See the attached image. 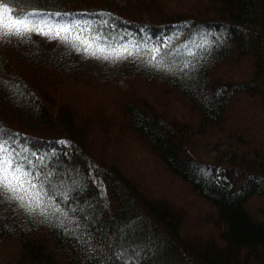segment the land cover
I'll use <instances>...</instances> for the list:
<instances>
[{"label": "trees", "instance_id": "16d2710c", "mask_svg": "<svg viewBox=\"0 0 264 264\" xmlns=\"http://www.w3.org/2000/svg\"><path fill=\"white\" fill-rule=\"evenodd\" d=\"M0 4L39 25L0 28V144L40 193L29 212L0 188V264H264V210L247 208L264 209V0ZM171 177L206 209L153 201Z\"/></svg>", "mask_w": 264, "mask_h": 264}, {"label": "rangeland", "instance_id": "374dc122", "mask_svg": "<svg viewBox=\"0 0 264 264\" xmlns=\"http://www.w3.org/2000/svg\"><path fill=\"white\" fill-rule=\"evenodd\" d=\"M231 67H232V65H230V68ZM230 68H222V69L218 70L216 72V74H215V76H216L215 79L224 80L226 77L235 78V79H245V78H247V73H244V72H232L233 70L230 69ZM239 100H242V99H239ZM246 103H247V101L244 100V99L241 102H236L235 103L234 107H232L227 112V115L225 116V119H226L225 126H228L231 129L234 128V126H235V124L237 122V118H242L243 117V114H244V113H241V114L236 115V113L234 112V109L235 108H238L240 106H246L247 107ZM181 114H184L186 117H182L181 116V119H176L175 120L176 122H177V120H178V122H181L182 121V123L184 121L187 122L186 119L189 116L192 117V115L190 113H188L187 111H183L182 109H181ZM196 118L197 117H195V120H196ZM219 134H221V133H219ZM201 143H204V142L201 141ZM199 152H200L199 154H201V156L199 158L203 162H206V163L214 162L215 160L213 158H217V156L213 152H202V151H199ZM95 156L97 157V155H95ZM92 167L94 168L95 166H92ZM126 173H128V172H125L123 175H125ZM88 176H89L90 181L93 183V185L100 192V195H103V185H102L101 180L98 177H95L91 172L88 173ZM171 180H173V182L175 183V185H174V183H169V181H171ZM149 184H150V186L152 188H154V191H159L157 193V196H159V197L160 196H165L164 198H161L160 199V198L156 197L155 195H153V193H152L151 195H153V201H161V200H165V199H167L169 197L170 198H173L174 197L177 200H179L180 202H183V205H186L187 200L188 201L194 200L196 202V204H197L198 207H203L204 209H206V207H207V205L205 207V203L203 201H201V200L198 201V200H196L194 198H191L192 196L195 197V192H193L191 190V186L194 187L196 184L189 183L187 181L182 182L179 178L172 179V177L171 178L164 179V180L161 178V180L158 183H156V182L153 181V182H151ZM166 190H168V191L169 190H172V191L175 192V194L172 193V192H169V194H168V193L164 192ZM143 192H145V191H143ZM181 204H177V205H180L181 206ZM262 205L263 204L250 203V204H248L247 208H248V210H251V213L252 214H254V211L256 210V216H258V211L259 210H264L262 208ZM259 214H260V211H259ZM249 215H250V213H249ZM199 220L200 219L198 218V216H194L192 218V221L196 225H197V223H198ZM179 234L184 237L185 235H188V236L192 235L193 232L190 231V230L184 229V231H179ZM193 246L194 245L192 244V247ZM170 254L172 255L171 258H168L167 254L164 253L163 255H161V258L160 259H162L163 262H167V263H168V260L169 259L172 262H174L175 264H177V263L180 262V257L179 258L177 257L178 255H176L173 252H171ZM182 263H184V261L181 258V264ZM155 264H159V263L158 262H155Z\"/></svg>", "mask_w": 264, "mask_h": 264}, {"label": "snow or ice", "instance_id": "6c2138e0", "mask_svg": "<svg viewBox=\"0 0 264 264\" xmlns=\"http://www.w3.org/2000/svg\"><path fill=\"white\" fill-rule=\"evenodd\" d=\"M11 9L6 4H0V28L6 29L5 35H23L25 32L36 31L39 25L32 26L31 21L27 16L14 18L11 14ZM42 31V30H41ZM68 28L61 27L58 29L56 36H60V32H67ZM47 35V33H44ZM87 51V47L85 48ZM100 53L104 52V49L97 50ZM124 51H127L125 48ZM158 51V50H157ZM117 56H121L122 53L116 52ZM131 55V53H128ZM90 55L96 56L97 52H91ZM112 55V53H109ZM105 59L108 56H104ZM29 173L24 171L22 166L13 167V160L7 149L4 148L3 144H0V188L10 192L12 194L11 199H15L21 202V207H26L29 212L35 211L36 208H40V193L28 191L25 188V184L29 188H35L36 185L31 182L27 177ZM28 199L35 202V207L31 203L25 204L24 201ZM43 214V210H42Z\"/></svg>", "mask_w": 264, "mask_h": 264}]
</instances>
